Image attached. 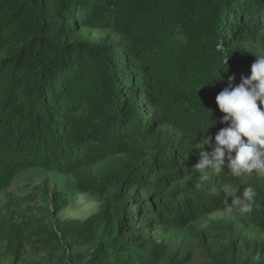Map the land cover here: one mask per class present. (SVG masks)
<instances>
[{
  "label": "trees",
  "instance_id": "obj_1",
  "mask_svg": "<svg viewBox=\"0 0 264 264\" xmlns=\"http://www.w3.org/2000/svg\"><path fill=\"white\" fill-rule=\"evenodd\" d=\"M262 55L264 0H0V190L23 169L72 175L99 211L59 220L66 197L36 188L38 198L18 201L39 200L40 235H51L50 222L64 240L83 241L77 264H159L166 247L151 231L206 219L220 204L216 186L244 187L226 165L220 174L194 165L199 141L225 126L216 95ZM117 156L120 168H94ZM253 187V209L241 215L264 230V189ZM209 223L226 242L210 264H264L255 259L264 245L225 220ZM24 232L0 218L14 263Z\"/></svg>",
  "mask_w": 264,
  "mask_h": 264
},
{
  "label": "rangeland",
  "instance_id": "obj_2",
  "mask_svg": "<svg viewBox=\"0 0 264 264\" xmlns=\"http://www.w3.org/2000/svg\"><path fill=\"white\" fill-rule=\"evenodd\" d=\"M93 36L111 37L117 36L109 31L91 30ZM122 157H108L106 163L94 168H102L106 164L121 167ZM237 185H252L264 189V176L244 175L235 177L231 173ZM186 179L182 184L190 182ZM233 182V183H235ZM214 187L210 194L220 199V204L215 212L197 222L183 228L157 227L151 231L156 243L166 247V256L159 264H170L172 260L176 264H210L222 257L226 242L216 231L210 228V220H225L230 223L241 238H244L250 246L264 245V230L250 224L241 214L233 212L228 214L224 211L226 202H231V195H240L243 188H236L233 184ZM36 188L44 190L49 198L54 193L62 194L67 199V205L62 209L59 220L84 221L99 211L100 202L98 197L90 194H79L75 189V181L72 175H65L42 168L23 169L17 173L10 184L0 190V218L8 223L21 226L25 230L24 250L21 261L14 263L13 258L6 252L5 246L0 244V264H77L79 256L87 249L83 241L64 240L62 235L56 234L54 226L46 222L43 226L51 235H40L33 222L41 218L44 210L39 200L20 205L19 198H38ZM140 194H147L146 191ZM34 209V210H33ZM32 228V229H30ZM57 231V230H56ZM57 235V237L55 236ZM264 257V252L258 253L256 258Z\"/></svg>",
  "mask_w": 264,
  "mask_h": 264
},
{
  "label": "clouds",
  "instance_id": "obj_3",
  "mask_svg": "<svg viewBox=\"0 0 264 264\" xmlns=\"http://www.w3.org/2000/svg\"><path fill=\"white\" fill-rule=\"evenodd\" d=\"M222 48L218 42L216 50ZM234 79L230 76L228 86L215 97V103L223 113L219 123L225 126L214 138L206 133L199 141L200 159L194 168L220 174L226 165L235 177L264 176V55L251 64L250 76H242L239 85L233 86ZM201 179L207 180L208 175ZM223 190L227 192L228 186L225 185ZM257 195L252 185L244 186L240 195H231V202L225 203L224 211L228 214L251 213Z\"/></svg>",
  "mask_w": 264,
  "mask_h": 264
}]
</instances>
